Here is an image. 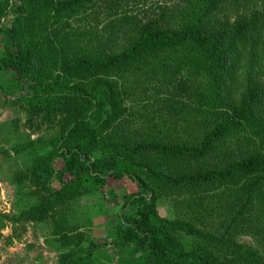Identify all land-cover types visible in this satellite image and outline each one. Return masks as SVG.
<instances>
[{"label": "trees", "instance_id": "obj_1", "mask_svg": "<svg viewBox=\"0 0 264 264\" xmlns=\"http://www.w3.org/2000/svg\"><path fill=\"white\" fill-rule=\"evenodd\" d=\"M128 1L0 0V76L29 86L13 101L44 128L13 147L30 165L0 236L6 219L40 224L61 264H103L92 222L68 213L112 179L127 188L117 248L143 264H264V0H178L144 18ZM150 88L154 116L124 106ZM188 118L198 133L179 137L171 122Z\"/></svg>", "mask_w": 264, "mask_h": 264}, {"label": "rangeland", "instance_id": "obj_2", "mask_svg": "<svg viewBox=\"0 0 264 264\" xmlns=\"http://www.w3.org/2000/svg\"><path fill=\"white\" fill-rule=\"evenodd\" d=\"M16 1L19 2V0H13V2ZM177 1L129 0L128 7L134 9L130 14H139V18H144L145 14L154 17L160 13L159 5L171 8ZM13 17V15L7 17L6 25L11 24ZM88 20H93V18ZM73 26L74 29L81 31L86 29L87 25L84 23L81 29L75 22ZM3 41L4 39L0 36V48ZM0 83L2 86L0 89V216L6 215L12 218L17 214L14 187L11 183L13 176L21 170H26V167L30 165L28 157L14 154L13 147L42 139L44 128L38 129L37 125L30 124L26 111L15 105L13 101L19 95L27 94L29 86L26 85L23 88L17 86L13 80L12 72L2 74ZM153 92V89L150 88L147 94H142L144 101L140 103L141 105L133 107V104L128 101L124 106L139 110L138 117L147 116L144 115L146 112L154 116L155 93ZM126 115H131L129 109ZM139 120L144 121L143 119ZM171 123L177 124L179 137H185L184 130L188 132L187 137L198 133L197 126L200 124L190 121L189 118L188 121ZM156 124H160V122L157 120ZM4 153H9L11 157L7 158ZM53 166L55 170H59L62 167V162L55 160ZM58 186V183L54 184V187ZM125 191H127L126 187L110 179L106 186L98 188L94 194L82 196L69 209L68 220L71 223L92 222L90 239L99 247L94 256L103 264H143L140 259L144 256L143 251L133 248L120 249L116 245L119 238L117 225L120 221L119 214L123 204L122 194ZM178 210L168 198L162 199L158 203L157 211L161 218L174 219ZM83 230L86 231V229ZM47 235L43 225L31 222L17 223L6 219L0 236V264H61V259L56 253L57 246H50L51 237ZM238 241L245 245L254 244L253 238L249 236H242ZM52 244L54 243L52 242Z\"/></svg>", "mask_w": 264, "mask_h": 264}]
</instances>
